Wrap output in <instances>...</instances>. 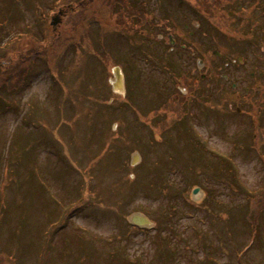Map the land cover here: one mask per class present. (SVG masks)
<instances>
[{"label":"rangeland","instance_id":"374dc122","mask_svg":"<svg viewBox=\"0 0 264 264\" xmlns=\"http://www.w3.org/2000/svg\"><path fill=\"white\" fill-rule=\"evenodd\" d=\"M165 1L0 0V60L14 83L24 72L16 90L0 86V264H264V128L248 76L259 42L229 67L249 100L228 110L198 104L200 117L196 106L158 107L169 84L158 68L169 45L159 27ZM192 4L174 0L172 13L185 15L192 48L227 53L230 23L246 20L248 7L225 6L214 20L205 12L198 29L205 18ZM132 6L152 12L159 45L115 23L130 22ZM191 51L182 61L200 70ZM20 55L29 56L18 65ZM135 215L149 224L132 225Z\"/></svg>","mask_w":264,"mask_h":264},{"label":"flooded vegetation","instance_id":"af4514ba","mask_svg":"<svg viewBox=\"0 0 264 264\" xmlns=\"http://www.w3.org/2000/svg\"><path fill=\"white\" fill-rule=\"evenodd\" d=\"M178 3L185 2V0H175ZM224 3V7H229L230 5L237 4L239 7H248V9H241L244 13L243 15L247 18L246 20H237L232 21L235 22V25H231L229 31V41L226 43V52L217 53L215 50L210 52L209 57L205 56L207 52H201V46H197L192 48L193 43L191 42V36L194 33L191 31L187 32V36L185 37V31L190 27L188 23L185 21V15L183 12H177L176 14H172L173 11L178 10L179 6H173L174 0H166L163 6L162 13V23L159 25L160 28L166 33L167 44L170 43V38L173 39V47H168L166 50V55L162 58L164 59L163 65L159 59H156V62L161 63L158 67L161 71H164L168 76L167 85L171 88L166 87L167 94L164 92V103L168 105V108H173L175 105H190L196 106L201 104L204 106H208L213 109L215 107L221 106L224 108L230 107L231 102L240 103L241 101L247 99L249 100V94L252 92L250 87L244 88V93L241 94L239 89V81L237 78L241 79V75H238L236 79L233 77L234 74L231 73L229 67L234 65V62L238 65H242L244 63V57L241 55L247 47L257 40L259 42V59L260 62L257 63L258 67L254 68L253 71L248 73V76L256 83V91L258 95V107L261 109L260 114L262 115L263 121L261 122V126L264 128V21L258 22L256 20V13L259 11V16L264 18V0H221ZM192 8L198 10L194 5V0H192ZM215 0L212 1V13L210 17H213L214 20L216 11L215 8ZM183 7L181 6L180 9ZM131 11L133 12L131 15L130 23L134 24L136 22V18H140V16L144 13L143 10L135 8V6L131 7ZM233 11L227 12L228 20H232L231 14ZM202 15V14H201ZM243 18V16H242ZM200 21L199 26L196 25L195 20H191V22L196 25L199 29L201 26H207L208 21ZM140 21V20H139ZM228 22V21H227ZM243 22L247 25H244ZM146 30L139 31L138 33L144 37H146L147 42L149 43V47L153 46V34H154V20L152 17V12H149L146 16ZM182 23V25H180ZM193 25V24H192ZM148 29V30H147ZM197 29V30H198ZM246 34L245 39L241 36L238 38H232L233 34ZM228 34V35H229ZM195 36V35H194ZM193 36V37H194ZM192 37V38H193ZM242 39V40H240ZM187 42V43H186ZM177 45V46H176ZM200 45V42L197 44ZM140 46V44H138ZM141 47V46H140ZM193 49L195 53L192 51L190 55L194 57L195 62L197 59H201L203 61L200 70L193 68H186L182 59L185 55V50ZM238 52L239 56L234 58V55ZM171 55V56H170ZM224 56L225 62L220 64L218 62V57ZM172 57V58H171ZM154 59V58H153ZM8 60V59H7ZM209 60V62H208ZM149 63V60H148ZM6 60L0 62V69L6 66ZM161 67V68H160ZM257 69V70H255ZM176 78V79H175ZM3 83L1 84L4 87L7 84V79L3 77ZM245 82L246 80H242ZM6 83V84H5ZM163 91V90H162ZM203 99V103H200V100ZM246 100V101H247ZM199 108V107H198ZM228 110V109H227ZM228 113V111H227ZM190 115V113H189ZM202 115V112L199 108V117ZM203 115H207L204 113ZM208 116V115H207ZM191 117V115H190ZM201 120V118H199ZM207 119V117L205 118Z\"/></svg>","mask_w":264,"mask_h":264},{"label":"trees","instance_id":"16d2710c","mask_svg":"<svg viewBox=\"0 0 264 264\" xmlns=\"http://www.w3.org/2000/svg\"><path fill=\"white\" fill-rule=\"evenodd\" d=\"M212 1L213 0H194V5L196 6L197 10L199 13L201 14H205V12L209 13V15L211 16V13H212ZM215 8L217 10H221V8L224 7V3L221 1V0H215ZM129 14L130 16L132 15V13H130L129 11ZM128 14V15H129ZM124 17L121 15V16H117L116 18V22L118 25H124L125 24V21L123 20ZM123 31H127L128 29L126 28H122ZM23 74H21V78H22ZM3 77V76H0V78ZM5 78L7 79V85H8V89L9 90H12L14 88H16L18 86V82L14 83V74H13V70L9 73V75L5 76ZM166 106V105H165ZM164 106V107H165ZM258 203H259V207L260 209L261 208H264V199H258ZM258 217H259V214L258 212L256 214L253 215L252 217V220H250V237H251V240L254 239L256 236H257V223H258Z\"/></svg>","mask_w":264,"mask_h":264},{"label":"water","instance_id":"95a60500","mask_svg":"<svg viewBox=\"0 0 264 264\" xmlns=\"http://www.w3.org/2000/svg\"><path fill=\"white\" fill-rule=\"evenodd\" d=\"M58 22H59L58 16L53 17L51 19L50 25L55 26ZM112 71H113V74L117 77L118 83L121 84V75H120L119 70L117 68H114ZM197 192H198V189L196 188L192 191V194L196 195ZM131 221L132 223L139 225V226H145L149 224L148 219H146L145 217H140V216H133L131 218Z\"/></svg>","mask_w":264,"mask_h":264}]
</instances>
